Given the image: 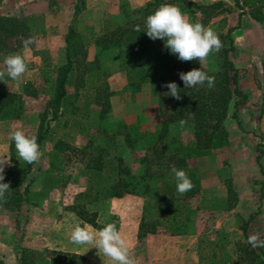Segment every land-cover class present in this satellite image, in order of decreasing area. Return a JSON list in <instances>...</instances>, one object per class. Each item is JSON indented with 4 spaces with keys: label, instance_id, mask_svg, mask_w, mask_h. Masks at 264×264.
Returning <instances> with one entry per match:
<instances>
[{
    "label": "rangeland",
    "instance_id": "rangeland-1",
    "mask_svg": "<svg viewBox=\"0 0 264 264\" xmlns=\"http://www.w3.org/2000/svg\"><path fill=\"white\" fill-rule=\"evenodd\" d=\"M124 1L86 0L85 8L73 20L76 0H0V16L18 20L6 23V29L0 25V69L3 68L4 58L16 52L24 56L28 66V71L19 81L7 77L5 82L0 81L1 90L23 95L24 108L19 119L0 121V156L10 160V163L5 165L4 175L8 169L24 162L19 160L16 149L15 162L11 160L9 133L21 128L26 134L36 136L41 114L53 94L56 70L61 64L58 57L54 58L50 47L61 52L68 27L72 24L76 30V82L69 90L68 108H62L63 112L57 119H50V110L47 111L44 120V127L49 124L47 138L40 148L41 158L27 178L31 183L23 194L20 208L14 210L0 202V264H61V260H70V264H113L103 254H98L96 248L90 249V246L70 242L73 227L83 221L70 210V206L76 193L85 191L100 181L108 180L111 167L106 166L99 173L88 170L87 167L98 147H104L108 155H122L132 170L138 171L141 166L138 159L151 150L146 152L143 148L145 142L136 139V134L147 131L146 144L150 145L155 139L153 132L157 131L162 120L159 114L161 102L147 85L138 92L128 89L126 84L122 87L125 78L118 62L108 63V75L103 79L97 78V69L92 64L96 55L94 43L105 30L123 23L131 25L146 18L142 13L132 11L133 7L129 2L127 6L124 5ZM215 1L218 0H162L150 7L153 13L161 4H173L192 23L199 21L214 30L222 42L221 49L210 53L203 65H200L198 60L189 61L193 68L205 72L220 69L222 49L230 44L226 36L227 29L237 25L241 11L233 0H220L223 5L218 10L197 9L198 3L209 4ZM124 7L128 11L127 16L123 14ZM226 8L229 11H225ZM245 9L244 12L249 11L248 8ZM214 10L220 13L214 15ZM262 10L264 11V8ZM245 18L250 19L249 13L244 14L241 19ZM258 22L259 24L251 22L252 28L257 32L254 39L258 40L260 45L258 51L252 55V61H248L251 54L247 48L249 44L246 43V35L240 34L241 30H232L230 33L235 49L230 51L228 56L239 70V87L240 80L244 78L253 83L254 86L242 89L247 95V100L252 99L253 104L242 111L243 118L239 119V128L230 117L233 110L231 102L224 125L227 130L230 126L232 128V150L238 149L240 137L252 140L256 137V145H251L248 140L246 149L249 152H257V145L260 144L264 154V75L261 68L264 59V20ZM235 35L239 37L238 42L235 41ZM29 36H35L38 44L31 46V50L25 53L21 38ZM164 92L168 93L169 89ZM108 98L111 107L106 119L101 121L98 111L104 107ZM174 102L175 99L169 97L164 106L171 110ZM122 124L129 126L134 146L130 147L125 143ZM170 130L171 140L181 139L187 142L192 138L190 127L174 126ZM228 133L230 134L229 130ZM90 140L92 142L86 146ZM57 141H61L60 148L63 149L57 158L53 159L51 152ZM226 149L225 146L218 150L219 154L216 152L212 159L201 156L189 160V166L194 167L199 175L200 189L192 197L181 198V201L187 203L184 215L189 217L186 234L196 239L193 245L198 241L197 245L203 249L204 254L214 252L216 257L206 256L204 260L199 261L197 249H183L187 239L171 235L161 226H157L154 233L145 235L146 240L137 236L143 205L157 203L160 197L170 193L167 190L164 192L158 174L147 179L151 186L149 192L142 195L126 194L90 208L97 209L102 222L112 215L117 217L119 230L130 244L131 257L135 264H248L250 260L244 256L243 251L248 246L241 229L246 218L234 210L235 207L227 208V197L223 196L221 187L229 171L228 160L221 158L224 157ZM151 171H159V167L153 165ZM262 181L264 177L262 180L254 179L246 193L251 196L256 194L259 199ZM23 187L24 185L21 189ZM172 192L174 197H179L176 189ZM263 199L264 196L259 199L257 214L261 213L259 207ZM223 218H226V224L221 222ZM254 218H257L256 215ZM259 222L261 224L260 218ZM255 227L248 228L250 234L264 236L262 226ZM66 249L77 250L70 253L83 256L84 262L65 256L62 252H69ZM50 250L61 252L51 253Z\"/></svg>",
    "mask_w": 264,
    "mask_h": 264
},
{
    "label": "trees",
    "instance_id": "trees-1",
    "mask_svg": "<svg viewBox=\"0 0 264 264\" xmlns=\"http://www.w3.org/2000/svg\"><path fill=\"white\" fill-rule=\"evenodd\" d=\"M86 0H76L73 8V20L78 17L85 8ZM184 1V0H183ZM239 12L238 23L227 29V38L229 39V47H224L221 52L220 69L207 72L208 75L215 76V85L209 89L207 84L193 88H184L183 82L180 80L179 73L187 72L193 69L189 62L180 61L176 55L165 48V42L161 39L152 40L146 32L145 20L150 11L151 6H155L162 0H149L144 5L132 8L134 12H140L144 20H138L131 25L118 24L111 29L105 30L95 41L96 55L92 64L97 69V78L103 79L108 75V63L118 62L121 71L126 80V86L135 92L147 85L151 93L155 95L160 106L161 123L154 131V141L150 145L146 144L145 133L136 134L137 138L145 142V148L151 150L144 153L138 159L141 165L138 171H133L129 164L126 163L122 155H108L104 147H98L97 153L92 155L87 163L88 170L99 173L106 166L111 167V173H108L107 182H99L95 186H89L85 191L75 194L74 201L70 206V210L95 229L101 228L105 223L115 222L118 229L119 223L117 217L112 215L106 221H100V214L95 207L98 204L108 202L112 198H121L126 194L142 195L151 190L148 183L152 175L158 174L161 178V184L164 192L170 191L168 195L160 197L157 203H145L142 208V214L138 223L137 236L144 237L148 233H154L157 226H161L171 235L186 234L188 215H184V209L187 203L181 198L192 197L200 189V178L194 167L189 166V160L195 157L206 156L216 149L223 148L229 143V133L224 125V120L228 117L229 105L232 102V112L230 117L241 128L238 115V108L247 100V95L238 85V69L233 61L229 58L228 53L235 49L233 39L230 35L232 30L240 26V20L246 13L256 21H263L264 0H233ZM191 3V2H190ZM128 0L124 1V5H128ZM222 1L218 0L209 4H197V9L212 8L218 10L222 8ZM125 8V7H124ZM248 8L249 11L244 12ZM229 11L228 8L224 9ZM220 12L214 10V15ZM123 14L127 16L128 11L123 9ZM31 19H29L30 21ZM13 21L18 22L15 18L0 16V25L6 29V23ZM140 27V31H136V27ZM75 38L76 30L71 24L65 34V53L66 61L58 66L54 79V91L47 101V105L41 114L40 123L37 130V142L41 148L43 141L47 138V130L49 124L44 127V120L47 111L50 110V119H57L63 110L68 108L70 89L75 84ZM262 69L264 75V59L262 61ZM175 82L180 89L182 99L172 104L171 110L164 106L165 101L172 97L164 92L168 89L164 87L166 83ZM30 94V92H29ZM98 98V97H97ZM104 107L98 111L99 119L105 120L108 110L110 109L109 98ZM24 111L23 95L14 91H6L0 89V121L19 119ZM190 113H194L190 117ZM185 119L187 123L184 126L190 127L192 138L187 142L181 139L171 140V127L180 126L179 121ZM122 134L124 141L128 146H134V139L128 125L122 124ZM139 135V136H138ZM92 140H90V145ZM61 141H57L51 152L53 159L57 158L60 151ZM85 146V147H86ZM10 157L15 162V143L11 140L9 145ZM256 162L260 171L264 174L261 164V156L263 153L262 146L257 145ZM80 151L83 152V149ZM34 164H28L25 161L16 167L10 168L5 174L4 183L10 182V191L6 194V202L8 208L18 210L23 200V194L27 191L30 180H27ZM56 164V163H55ZM153 165L159 167V171L152 172ZM176 166L183 169L192 180L194 187L179 197H174L173 190L176 189L174 175L171 173V167ZM24 185L23 189L21 186ZM227 190V208L231 209L236 206L238 201L237 191L233 187L232 179L227 177L224 180ZM264 181L261 182L259 190V199L264 196ZM178 193V192H177ZM179 198V199H178ZM86 199V200H85ZM257 211L251 213L247 219L243 221L242 232L248 247L243 249L244 256L250 260L248 264H264V247L253 248L248 243V227L249 223L254 219ZM51 253L61 251L50 250ZM71 259H80L84 262V257L77 253L62 252ZM199 261L204 260L206 256L216 257L214 252L204 254L203 249L199 246L197 249ZM61 264H70L69 261L59 262ZM78 264V263H75Z\"/></svg>",
    "mask_w": 264,
    "mask_h": 264
},
{
    "label": "clouds",
    "instance_id": "clouds-1",
    "mask_svg": "<svg viewBox=\"0 0 264 264\" xmlns=\"http://www.w3.org/2000/svg\"><path fill=\"white\" fill-rule=\"evenodd\" d=\"M145 25L146 30L144 32L150 39L163 40L165 48L183 62L198 60L200 65H203L210 53L213 51L218 52L222 47L219 36L211 27H205L199 21L192 23L173 4H161L152 14L147 16ZM136 31H140L139 26L136 27ZM21 39L23 52L25 53L31 50V46L38 44L35 36ZM27 71L28 66L24 56L20 52L11 53L3 60V68L0 69V81L5 82V77L13 81H19ZM179 77L184 84V88L204 86L206 83L207 87L211 89L215 85V76L208 75L207 72L198 68L180 72ZM163 86L169 89L168 95L177 100L182 99L180 89L175 82H169ZM189 115L192 117L194 113ZM186 123L185 119L179 121L181 127ZM9 139L15 143L19 160H23L28 164L39 162L42 154L37 136L28 135L21 128H16L9 133ZM9 163V159L0 156V201L3 202H6V194L10 191V182H3L5 180V165ZM171 173L174 175L176 191L179 194L183 195L194 187L192 180L183 169L172 166ZM70 242L75 245L90 246V249L96 248L98 254H103L113 264H135L134 259L131 257L130 244L122 236L115 222L105 223L99 229H92L81 221L73 227L70 233ZM248 243L253 248L264 247V240L260 239L259 234L249 235Z\"/></svg>",
    "mask_w": 264,
    "mask_h": 264
},
{
    "label": "crops",
    "instance_id": "crops-1",
    "mask_svg": "<svg viewBox=\"0 0 264 264\" xmlns=\"http://www.w3.org/2000/svg\"><path fill=\"white\" fill-rule=\"evenodd\" d=\"M147 1H149V0H128V2L132 5L133 8L140 7V6L144 5ZM251 22L259 24L258 21H256L255 19H253L250 16V19L249 18L241 19L240 20L241 27L239 26L240 28L234 29L235 31L241 30L242 32L240 34L246 35L245 36L247 38L246 43L248 42V44H249L247 48L251 54V57L248 61H252V55L254 54V52L256 53L258 51V48H259L258 47L259 41L254 39L255 34L257 32H256V30H254V28H252L253 26H252ZM238 38L239 37H237L235 35V41L236 42H238ZM65 46H66V44L64 43V46H63V49L61 52L60 51L59 52L54 51V50H52L53 48L50 47L51 53L53 54L54 58H56V59L59 58L58 60L60 61L59 62L60 64H63L66 61ZM238 46H239L238 48H240V45H238ZM262 71H263V69H262ZM124 82L125 83L122 85V87L125 86L126 80ZM246 86L252 87L254 85L251 81L247 82L245 80V78L240 80V87L239 88L242 90ZM252 102H253L252 99L249 98V100H247L245 104L240 106V109H239V116H240L239 119L240 120H242V118H243L241 116L242 111L246 110V108H249V105L252 106V104H253ZM231 125H233V124H231ZM228 130L230 132L229 143L226 146L227 151L226 152L224 151V157H221V158L228 160V163H229L228 177H230L232 179L233 187L237 191L238 201H237V204H236L234 210L239 212V214H241V216H243L244 218L247 219L251 213H253L254 211H257L258 206L260 205L259 199L256 196V194L254 196H251V194L246 193V191L248 190L247 188H248V186L251 187V183L253 182L254 179L255 180H262L264 177V174L260 171L259 166L257 165V162H256V156L258 153L257 152H249L246 149V146H247L246 142L248 140L250 141L251 145H253V144L256 145L257 141H255V140H257V139H256V137H254L253 140H252V138L246 139L245 137L244 138L240 137L241 143L237 146L238 149L235 148V150H232V148H234L233 147L234 146L233 145L234 139H233V135L231 133V131H232L231 126L228 127ZM235 137L237 138V136H235ZM223 148H220V149H223ZM220 149H216L215 151H213V153L206 155V157L211 158V159L214 158L216 152L218 153V150H220ZM261 164H262V167L264 170V154H262V156H261ZM221 185H222L221 187L223 188V191H224L223 196L227 197L226 186L224 184H221ZM254 208H256V209H254ZM259 208L261 210V213L256 214L257 218H254L249 223L248 228L250 229V228H253L255 226H262L261 230L264 231V199H263L262 205ZM258 218H260L261 224H260V222L258 223ZM225 220H226V218L225 219L223 218L221 222H223V223L225 222L224 224H226ZM251 234L248 231V235H251ZM177 236H179L180 238L187 239V240H185L186 243L183 246V249H198L199 248L197 245L198 241H196L195 245L192 244L194 242V240H196V239H192L193 237H191V235L181 234V235H177ZM141 239L146 240L147 238L142 237ZM260 239L264 240V236H260ZM53 249H55V248H53ZM66 250H68L69 252H71V251L77 252V250H71V249H66Z\"/></svg>",
    "mask_w": 264,
    "mask_h": 264
}]
</instances>
